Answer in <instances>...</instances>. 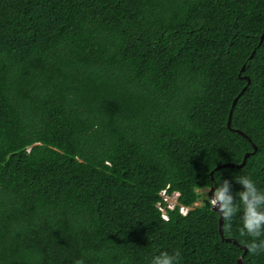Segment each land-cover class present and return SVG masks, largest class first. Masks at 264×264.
<instances>
[{"label": "trees", "instance_id": "1", "mask_svg": "<svg viewBox=\"0 0 264 264\" xmlns=\"http://www.w3.org/2000/svg\"><path fill=\"white\" fill-rule=\"evenodd\" d=\"M263 30L264 0H0V264H237L242 207L235 245L195 204L264 191Z\"/></svg>", "mask_w": 264, "mask_h": 264}, {"label": "clouds", "instance_id": "2", "mask_svg": "<svg viewBox=\"0 0 264 264\" xmlns=\"http://www.w3.org/2000/svg\"><path fill=\"white\" fill-rule=\"evenodd\" d=\"M236 183L243 187V191L231 194L232 183L224 180L208 197L207 203L223 219L225 231L231 230L233 218L241 211L242 207L240 235L252 237L253 241L247 245L248 251L250 254H259L264 252V239H259V242H256L258 238L264 236V191L258 189L250 176H242ZM168 196L171 198L172 194ZM237 198L239 203H237ZM179 258V251L172 254L165 251L154 256L151 264H178ZM74 264H84V260L78 259Z\"/></svg>", "mask_w": 264, "mask_h": 264}, {"label": "water", "instance_id": "3", "mask_svg": "<svg viewBox=\"0 0 264 264\" xmlns=\"http://www.w3.org/2000/svg\"><path fill=\"white\" fill-rule=\"evenodd\" d=\"M263 38H264V30H263V33H262V35H261V37H260V41H259L258 47L261 45V43H262V41H263ZM253 54H254V51H253L252 54L250 55V59L252 58ZM243 70H244V66L242 67L241 72H242ZM244 79H246L247 84L250 83V80H249L248 77H244ZM246 88H247V86H245V87L240 91V93L238 94V96H237V97L233 100V102H232L231 109H230L229 116H228V120H227V128H228V129H231V127H230V122H231V114H232V110H233V108H234V105L236 104V102H237V100L239 99L240 95L246 90ZM236 132H237L238 134H240L241 136L246 137V135L243 134L242 132H240V131H236ZM246 138H247V137H246ZM253 148H254V151H253L252 153H246V154L244 155V157H243L242 162H241L239 165H235V164H233V163H224V164H222V165L216 167L214 170H219V169H221V168H234V167H236V168H241V167H243V166L245 165V163H246L248 157H250V156L256 151V147L253 146ZM210 175H211V181H213V177H212V175H213V171L210 173ZM216 187H217V186H212V187L208 190L206 197H204L203 200H202V203L205 205V208H206V209H210V210H212V211H214V212L217 213V211H216L215 209H212V208L210 207V205H208V203H207V199H208V197L211 195V193L215 190ZM218 226H219V227H218V228H219L218 231H219V234H220L221 239H222L223 241H225V242H232V243H234L235 245H237L235 241H231L230 239H226V238H224V236H223V227H222V226H223V219L221 218L220 215H219V220H218ZM238 247L244 250L243 255L247 252V248H246V247H244V248H242V247H240V246H238ZM243 255H242L241 257L238 258V260H237V264H243Z\"/></svg>", "mask_w": 264, "mask_h": 264}, {"label": "built area", "instance_id": "4", "mask_svg": "<svg viewBox=\"0 0 264 264\" xmlns=\"http://www.w3.org/2000/svg\"><path fill=\"white\" fill-rule=\"evenodd\" d=\"M178 197H179L178 193H173L172 197L170 198L168 196L166 190L161 191V193H160L161 201H159L156 204V207L160 211L161 217L163 220L167 221L168 220L167 211H172L177 206H179V213L182 216H185L188 213V211L190 210V208L178 205V201H177ZM182 210H183V212H182ZM165 218H167V219H165Z\"/></svg>", "mask_w": 264, "mask_h": 264}, {"label": "rangeland", "instance_id": "5", "mask_svg": "<svg viewBox=\"0 0 264 264\" xmlns=\"http://www.w3.org/2000/svg\"><path fill=\"white\" fill-rule=\"evenodd\" d=\"M208 190H209V189L198 191V194L200 195V198H199V200L197 201V203L195 204V206H200V205H201L202 200H203L204 197H206Z\"/></svg>", "mask_w": 264, "mask_h": 264}]
</instances>
